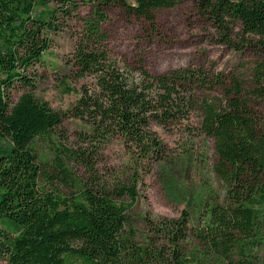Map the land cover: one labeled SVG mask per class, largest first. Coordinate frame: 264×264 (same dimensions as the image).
I'll use <instances>...</instances> for the list:
<instances>
[{
  "label": "trees",
  "instance_id": "trees-1",
  "mask_svg": "<svg viewBox=\"0 0 264 264\" xmlns=\"http://www.w3.org/2000/svg\"><path fill=\"white\" fill-rule=\"evenodd\" d=\"M90 1L69 71L77 78L91 76L94 87L78 98L74 116H88L96 140L113 133L132 153L152 157L162 150L152 124L167 126L199 108L201 130L214 142V171L226 183L225 201L203 202L197 217L184 208L177 218L149 223L152 234L140 245L125 234L134 187L116 190L129 195V203L115 201L93 182L69 195L44 190L40 179L50 174L33 142L58 126L62 115L30 91L35 83L29 72L44 61L59 17L73 14L77 5L72 0H0V260L264 264L257 253L264 246V115L259 112L264 109V0H192L219 42L237 51L250 48L258 57L251 88L234 74L226 83L215 73L211 82L221 87L222 96L214 100L195 95L209 77L202 69L153 75L139 65L133 73L107 53L102 30L107 9L118 6L153 23L157 10L172 8L178 0ZM17 87L24 90L13 102L11 90ZM56 160L65 175L61 158Z\"/></svg>",
  "mask_w": 264,
  "mask_h": 264
},
{
  "label": "rangeland",
  "instance_id": "rangeland-1",
  "mask_svg": "<svg viewBox=\"0 0 264 264\" xmlns=\"http://www.w3.org/2000/svg\"><path fill=\"white\" fill-rule=\"evenodd\" d=\"M72 1L77 11L59 17V29L49 34L50 47L44 61L29 72L35 83L30 91L62 115L58 126L33 142L43 168L50 174L40 179V186L69 195L93 182L110 191L115 201L124 203L131 202V197L117 195L116 190L134 187L136 196L126 211L125 234L145 244L152 234L149 223L177 218L184 208L197 217L203 202L225 201L226 183L214 171L217 157L213 138L201 130V112L195 108L189 118L178 116L167 126L152 124L162 143V150L152 157L132 153L113 133L96 140L88 116L79 118L73 114L82 93L93 90L94 80L89 75L77 78L69 71L82 18L91 13V1ZM106 13L102 24L104 43L108 55L118 61L121 69L129 68L134 73L132 67L143 65L153 75L182 68L202 69L209 77L206 85L195 90L199 99L222 96L221 87L211 82L215 73L224 75L226 83L227 76L234 74L251 88L256 53L247 47L237 51L219 42L217 33L196 11L192 0H178L172 8L157 10L153 23L129 15L118 6ZM235 30L242 32L239 26ZM234 40L241 42L236 35ZM23 90L12 89L11 101ZM259 112L264 115L262 106ZM56 156L62 160L65 175L59 171ZM257 253L264 256V246ZM0 264L5 261L0 260Z\"/></svg>",
  "mask_w": 264,
  "mask_h": 264
}]
</instances>
